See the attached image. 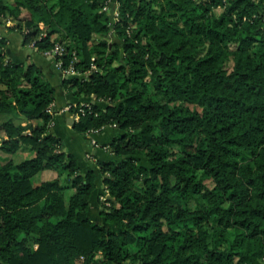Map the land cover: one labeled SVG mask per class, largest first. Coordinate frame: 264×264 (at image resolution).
<instances>
[{
    "label": "trees",
    "instance_id": "trees-1",
    "mask_svg": "<svg viewBox=\"0 0 264 264\" xmlns=\"http://www.w3.org/2000/svg\"><path fill=\"white\" fill-rule=\"evenodd\" d=\"M110 1L0 0L23 43L62 44L80 72L74 128L119 129L98 222L53 85L0 36V264H264V0H115V18Z\"/></svg>",
    "mask_w": 264,
    "mask_h": 264
},
{
    "label": "crops",
    "instance_id": "crops-1",
    "mask_svg": "<svg viewBox=\"0 0 264 264\" xmlns=\"http://www.w3.org/2000/svg\"><path fill=\"white\" fill-rule=\"evenodd\" d=\"M107 8L112 15L111 17L115 18L117 15V2L111 0ZM11 22L8 23L6 19L0 18V36L7 38L6 52L12 59L17 61L33 60L53 85L55 99L51 106L53 116L52 128L55 134L61 138L63 148L76 156L79 165L84 169L92 168L95 171L96 186L90 196L88 213L92 219L102 222L103 218L100 215L101 205L99 204V196L101 193H105L104 195L107 196V187L103 182L104 174L101 173L97 162L98 159L114 157L107 150L106 144L119 129L115 124L108 123L97 130L77 131L73 126L74 121L78 119L75 116L76 111L74 110L75 106L73 104L78 101L87 100L89 97L77 96L65 87L63 79L66 76L55 62V58L52 55L46 54L44 51L38 50L33 45L23 43L22 33L15 28H11ZM75 74L80 75V72ZM54 116H58V123L54 121ZM84 135L87 137L85 143H83ZM88 139L90 146L87 143ZM5 154V157L9 155L8 153ZM54 176V170H43L44 178H52Z\"/></svg>",
    "mask_w": 264,
    "mask_h": 264
},
{
    "label": "built area",
    "instance_id": "built-area-1",
    "mask_svg": "<svg viewBox=\"0 0 264 264\" xmlns=\"http://www.w3.org/2000/svg\"><path fill=\"white\" fill-rule=\"evenodd\" d=\"M10 19L7 18L6 22L10 23ZM64 50V46L60 43L55 44L54 46H52L49 49H45L43 50L46 54L52 55L55 58V62L57 63V65L61 68V70L63 71V73L65 74V76L71 75V74H75L78 73L72 63L70 62L67 66H63L61 60L59 58H57V55H60L63 53ZM73 58L76 59L77 55L74 54ZM86 101V102H85ZM81 104L78 106L77 111L75 112V116L76 118L79 117L80 113H84L85 111V106L89 107V102L87 100H83L82 102H80ZM51 110V109H50ZM105 199V200H104ZM104 203H108V201L106 200V196L103 197Z\"/></svg>",
    "mask_w": 264,
    "mask_h": 264
},
{
    "label": "rangeland",
    "instance_id": "rangeland-1",
    "mask_svg": "<svg viewBox=\"0 0 264 264\" xmlns=\"http://www.w3.org/2000/svg\"><path fill=\"white\" fill-rule=\"evenodd\" d=\"M216 10L218 11L219 9L216 8ZM54 121H56V122L58 123V116H57V117L54 116ZM83 132H85V131H83ZM83 138H84V139H83V143H85V141L87 140V139H86L87 137L84 135ZM98 139H99V138H98ZM87 143H88L89 146H90L89 139H88ZM79 148L81 149V146H80V145H79ZM5 155H6L5 152L0 151V162L3 161ZM26 155H27V154H26ZM13 157H14V159L18 160V159L24 157V155H19L18 153H15V154H13ZM47 176H49V175H47ZM40 177H43L42 174H40ZM107 193H108V192H107ZM104 194H105V193H101V194H100V196H99V200H100V201H103V202H104L105 199L103 200V197L106 196V195H104ZM100 201H99V204L101 205Z\"/></svg>",
    "mask_w": 264,
    "mask_h": 264
},
{
    "label": "water",
    "instance_id": "water-1",
    "mask_svg": "<svg viewBox=\"0 0 264 264\" xmlns=\"http://www.w3.org/2000/svg\"><path fill=\"white\" fill-rule=\"evenodd\" d=\"M121 55H122V51H121V53H120ZM53 129V128H52Z\"/></svg>",
    "mask_w": 264,
    "mask_h": 264
}]
</instances>
